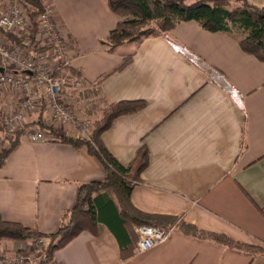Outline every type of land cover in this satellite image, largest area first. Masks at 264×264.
<instances>
[{"label":"crops","instance_id":"0c3cea01","mask_svg":"<svg viewBox=\"0 0 264 264\" xmlns=\"http://www.w3.org/2000/svg\"><path fill=\"white\" fill-rule=\"evenodd\" d=\"M247 1L264 6V0ZM42 2L53 8L70 60L64 96L71 89L81 101L95 95L93 106L142 105L116 116L100 139L123 166L147 151L130 201L172 229L165 242L128 254L106 223L86 226L54 252V264H264L259 256L192 234L195 226L264 246V61L242 50L240 34L210 32L195 21L110 48L107 35L118 18L108 0ZM125 44L132 46L125 50ZM179 47L222 74L240 100L209 81V72L191 64ZM124 59L128 63L118 68ZM75 80L90 90H75ZM18 97L0 90V118ZM40 118L35 110L26 121L38 126ZM104 177L101 163L83 148L21 137L0 166V218L54 234L76 205L78 185ZM30 243L1 242L0 248L23 250Z\"/></svg>","mask_w":264,"mask_h":264},{"label":"trees","instance_id":"16d2710c","mask_svg":"<svg viewBox=\"0 0 264 264\" xmlns=\"http://www.w3.org/2000/svg\"><path fill=\"white\" fill-rule=\"evenodd\" d=\"M25 1L34 7L29 16L35 30V16L45 5L42 0ZM108 5L118 18L116 25L107 35L106 41L110 48L124 42H137L146 37L163 35L178 23L195 21L210 32H223L234 36L236 33L240 34L241 37L237 38L242 50L264 61V6H254L247 0H197L190 4L185 0H108ZM8 36L11 37L10 34ZM127 63L128 60L124 59L118 68ZM141 106L140 102L108 104L103 109L101 118L95 122L94 130L90 131L88 139L54 131L46 127L40 118L38 126L54 139L70 144L76 149L83 148L96 157L104 169L105 177L101 181L83 182L78 185L76 205L68 212L67 221L62 223L56 233L40 234L30 231L20 223L0 218V243L25 240L35 243L43 238L46 245L42 264H47L53 260L57 249L68 243L86 226L95 228L100 222L106 223L115 235L122 253L126 251L128 254L136 247L134 225L161 227L162 216L141 212L130 201L131 190L138 180L139 173L147 164V151H141L134 161L123 166L107 151L100 139L101 133L116 116L132 112ZM20 138L21 133L16 134L15 138L9 141L8 148L0 149V166L4 164ZM192 234L264 259V246L241 244L223 234L204 231L195 226L192 228Z\"/></svg>","mask_w":264,"mask_h":264},{"label":"built area","instance_id":"2783aa9c","mask_svg":"<svg viewBox=\"0 0 264 264\" xmlns=\"http://www.w3.org/2000/svg\"><path fill=\"white\" fill-rule=\"evenodd\" d=\"M33 9V5L25 0H0V90H12L19 96L13 110L0 118V132L8 135L5 136L6 140L14 139L19 132L17 130L28 127L26 117L42 108L44 113L50 114L53 121L65 124L75 122L79 127L77 136L88 139V122L76 119L65 105L62 88L70 75V60L64 35L53 20V8L46 5L43 10L37 11L35 30L29 16ZM178 52L197 68L209 72V81L223 84V88L240 100V94L227 83L222 74L215 72L189 49L179 47ZM81 85L80 81L75 80L76 89L82 90ZM21 137L32 142L48 139V136L38 130L30 133L21 131ZM133 231L137 236L136 252H144L165 242L172 229L136 224ZM45 245L46 240L41 238L30 243L24 250L3 247L0 249V264H42Z\"/></svg>","mask_w":264,"mask_h":264},{"label":"rangeland","instance_id":"374dc122","mask_svg":"<svg viewBox=\"0 0 264 264\" xmlns=\"http://www.w3.org/2000/svg\"><path fill=\"white\" fill-rule=\"evenodd\" d=\"M131 46H132L131 44H125L124 47H121V48H123L125 50H129V47H131ZM81 88H82L81 91L90 90V88L86 84H82ZM75 90L78 91L79 89L75 88ZM68 92H70V93H68ZM75 92L76 91H72L70 89V90L67 91V93H65V105L70 110V112L72 114H74V117L76 119L80 120L81 122H88L89 125H87V128H88V133H90V131L94 130L93 128L95 127V122H97L101 118V115L103 113V109L107 105L98 103L96 101L97 104H95V106H93L95 95L91 96L89 98L90 100H87V99L84 98L81 101L79 98L77 99L76 97L73 96V94L77 95V93H75ZM78 95H80V94H78ZM76 99L78 101H81V102H78ZM88 107H91L92 111L94 110V112L91 113L90 115H88V110H86V109H88ZM43 113L44 112H42V111L40 112V110L36 111V115H39L41 117V119L43 120V124L46 127L51 128L52 130L60 132L62 134H65L64 132H71L72 136L78 137L77 135H79V127H78V125L75 122H71V123H68V124L66 123L65 124V123L53 121L51 119V116H50L49 113L48 114H46V113L43 114ZM27 126L28 127H24V129L21 130V131H27V132L30 133L33 130H38V131L43 132L46 136H48V139H51V138L54 139V137H52L51 135L47 134L45 132L46 130L40 128V126L36 127V126H33L32 124H29ZM21 131L17 130V132H18L17 134H20ZM5 136H8V135H4L3 132H0V149H6L9 146V141L10 140H6Z\"/></svg>","mask_w":264,"mask_h":264},{"label":"water","instance_id":"95a60500","mask_svg":"<svg viewBox=\"0 0 264 264\" xmlns=\"http://www.w3.org/2000/svg\"><path fill=\"white\" fill-rule=\"evenodd\" d=\"M0 71H2V68H0ZM26 73L31 74V72H29V71H26Z\"/></svg>","mask_w":264,"mask_h":264}]
</instances>
